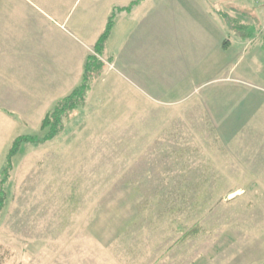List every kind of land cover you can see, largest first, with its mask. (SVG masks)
I'll use <instances>...</instances> for the list:
<instances>
[{
  "label": "rangeland",
  "instance_id": "obj_1",
  "mask_svg": "<svg viewBox=\"0 0 264 264\" xmlns=\"http://www.w3.org/2000/svg\"><path fill=\"white\" fill-rule=\"evenodd\" d=\"M93 1L0 0V183L15 139L38 140L21 147L4 187L0 264H103L99 243L123 223L117 238L147 241L148 254L173 264H264V22L245 18L264 1L208 0L242 10L252 37L201 16L212 37L196 26L197 47L234 44L220 65L214 46V62L198 50L191 61L186 0L189 20L165 18L177 46L105 47L85 105L43 143L45 115L81 85V55L82 69L94 55L86 33L105 27L93 23L103 9Z\"/></svg>",
  "mask_w": 264,
  "mask_h": 264
},
{
  "label": "crops",
  "instance_id": "obj_2",
  "mask_svg": "<svg viewBox=\"0 0 264 264\" xmlns=\"http://www.w3.org/2000/svg\"><path fill=\"white\" fill-rule=\"evenodd\" d=\"M136 1L138 0H95L93 1V2H97L96 8L97 7L103 8L101 9L103 10L102 12L100 9L97 11L98 14L96 13V17L94 18L93 23H96V24L101 23V26L104 25L105 27L100 29L101 31L99 32L98 31L99 28H97L98 26L97 25L95 28H91V31H92L91 33H86L85 38L89 40V42L86 45L88 49V51H86L87 53L92 51V50L89 51L90 44H91V47H94L97 44L98 39L100 38L101 34L104 32L108 19L112 15L113 11L117 8L129 7L131 4H133ZM239 1H242V0H236V2H239ZM186 2L191 4V34H192L191 35V38H192L191 40V61L194 62L195 60L198 59L196 57L197 56L196 50H198V52L202 55L199 58L204 63L206 61L214 62L213 60L209 59L211 58L210 56L212 54L211 48L214 46L215 48L218 47V49L216 50L217 58H214V59H215L216 64H219L218 61L223 59L222 57L220 58V56L227 54L232 49V46L234 44L229 41L226 45L225 43L222 44L221 38H220L216 45H213L212 43L211 44L208 43L207 48H204L202 44L199 47H197L199 43L195 42L196 38L194 34H195V30L197 29L196 26H199L200 29L205 32L206 36L212 37V34L208 32V25L203 24V23H198L201 16L204 17L205 19H212L213 21H210V22L213 25H215L214 29L222 32L223 24H220V21L221 19H223L222 23L224 22V26L228 27L226 24L225 18H224L225 16L224 14H229L230 12L225 13L221 9H219L218 11L212 8V4L208 0H186ZM173 8H175L176 10H173ZM232 9L233 10L231 11L229 15L235 19H238L239 23H241L240 29L243 30L244 29L243 25H245L246 22H244V20L241 18L242 15L244 16V14L242 13V10L239 11L237 10V8H232ZM249 11L251 15H247V17L245 18L248 21H250L251 24L254 25L255 22L259 23L261 20L264 22L263 7H260L257 5L256 10H253V11L249 10ZM102 14L104 15L101 16ZM179 16L180 18L181 16H183L185 19H188V20L190 19V14L189 12L184 11L182 4H181V0L180 1L178 0H142L130 12L123 11L117 15L115 27L113 29L112 35L106 47L108 48L109 51L113 50L111 49V47L114 48L115 52H117V49L120 50L124 47H130V49L134 47L140 48L139 51H133L132 53L134 54L138 52L140 53L144 52V48H145V49H152L153 53L157 54L158 52H162L163 51L162 49L165 48L167 44H170L172 47H174L175 45L177 46L178 44L177 39L179 38V34H178L179 31L178 33H174L172 28H168V27L165 31L164 27L166 23L165 18L178 22ZM102 17H104V19H102ZM251 24L248 23V25H251ZM176 26L180 27L179 22ZM93 29H96L95 33H93ZM137 33H138V36H137L138 41L133 42L134 37ZM117 34L120 35L119 39L114 40V37L117 36ZM169 34H173V36ZM236 46L240 47L241 49L243 45L238 42L236 43ZM35 51H37V49H33L32 53H46V52H42L41 50H39L38 52H35ZM242 53L243 51L240 52V54ZM125 54L129 55L128 52H125ZM86 56L87 55H85V53L81 55L80 62H81L82 68L86 60ZM126 63L134 64L135 62H132L129 60ZM35 67L36 66L32 65V68L30 70L34 71L33 74L36 77H38L39 68L35 69ZM82 68L80 69L81 70L80 76L76 78L75 84H77L79 80L83 77L84 69ZM126 69H137V67H129ZM44 78H46L45 74H44ZM30 79L32 80L31 75H30ZM61 99L62 98H60L59 100ZM125 226H127V223L119 224L117 226L118 230L116 231L113 230L115 234L112 235V233L111 234L107 233V235H109L107 238V241H105L104 243L103 242L99 243L101 246L102 252L107 253L106 261L103 264L105 263L106 264H169L170 262L171 264H173V259L175 258L174 255L170 256L171 258H166L164 260L162 257L154 258V255L148 254L150 251L148 249L150 247V244H147L148 243L147 241L143 242L138 239L133 241L130 239L121 238L122 235L117 238L118 233L116 232L120 231L121 228L124 230ZM107 235L101 234V236H99V240L100 238H103V239L106 238ZM139 243H140L139 246H142L145 249L141 255L139 254L140 250L137 249L138 247H136L138 246ZM127 245H130V246L126 247ZM100 246L98 247L99 250H100ZM175 246H180L179 242H177ZM172 251H173V248L168 247L167 252H172ZM111 253L113 255H110ZM150 257H153V258H150ZM94 264H101V263L95 260Z\"/></svg>",
  "mask_w": 264,
  "mask_h": 264
},
{
  "label": "trees",
  "instance_id": "obj_3",
  "mask_svg": "<svg viewBox=\"0 0 264 264\" xmlns=\"http://www.w3.org/2000/svg\"><path fill=\"white\" fill-rule=\"evenodd\" d=\"M141 1L142 0H138L131 4L129 7L117 8L113 11L112 15L108 19L104 32L101 34L97 44L95 45L94 55H89L87 58L81 85L74 89L70 95L59 100L56 103L55 108L46 114L41 126L42 131H47L43 143L52 142L57 139L65 129V124L69 120L71 115H73V113L77 112L81 107L85 105L88 93L91 91L92 84L100 79L105 73L104 70L106 66L98 58V56L101 57L104 53L105 47L115 27L117 15L123 11L130 12ZM224 15L226 24L229 29L235 32V34L238 35L242 41L245 42L248 40H252V37L251 35L249 36V33L245 34V25H243L244 29L241 30V23H239L238 19L233 18L229 14ZM36 143H38L36 137L20 136L15 139L12 147L9 149L7 156V165L2 173L3 179L0 183V213L3 210L7 199L4 187L7 180L9 179L10 172L13 170V159L18 155L23 145ZM191 233H193L192 230L187 234L188 238L191 237Z\"/></svg>",
  "mask_w": 264,
  "mask_h": 264
},
{
  "label": "built area",
  "instance_id": "obj_4",
  "mask_svg": "<svg viewBox=\"0 0 264 264\" xmlns=\"http://www.w3.org/2000/svg\"><path fill=\"white\" fill-rule=\"evenodd\" d=\"M258 1H264V0H258Z\"/></svg>",
  "mask_w": 264,
  "mask_h": 264
}]
</instances>
